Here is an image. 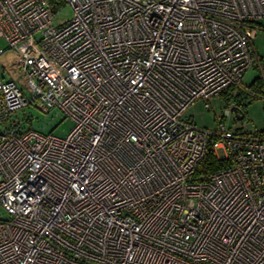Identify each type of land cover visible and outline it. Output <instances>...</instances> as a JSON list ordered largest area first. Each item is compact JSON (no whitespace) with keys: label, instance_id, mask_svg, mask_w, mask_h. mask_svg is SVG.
I'll return each mask as SVG.
<instances>
[{"label":"built area","instance_id":"1","mask_svg":"<svg viewBox=\"0 0 264 264\" xmlns=\"http://www.w3.org/2000/svg\"><path fill=\"white\" fill-rule=\"evenodd\" d=\"M65 4L0 0V264H264V130L224 123L264 0ZM217 96L216 129L183 114Z\"/></svg>","mask_w":264,"mask_h":264},{"label":"rangeland","instance_id":"2","mask_svg":"<svg viewBox=\"0 0 264 264\" xmlns=\"http://www.w3.org/2000/svg\"><path fill=\"white\" fill-rule=\"evenodd\" d=\"M72 16V8L65 4L62 6L61 11L55 16L54 23L58 24L69 19ZM258 29L254 37L252 38L253 50L256 53L257 58L264 64V18L256 19ZM0 46H3V41L0 40ZM260 78L261 82L258 87H252L251 84L256 78ZM264 88V77H262L259 67L257 65V59L254 58V64L250 66L243 73L241 78L240 90H249L248 93H242L240 103L244 112L242 119L232 120L233 114L226 118L224 117V123L230 128L238 127L245 132H255L264 130V90L260 92V89ZM250 94L254 95L251 97ZM239 101L236 99V103ZM210 108H206L201 100H195L184 111V115L189 120L193 121L197 126L205 127L207 129H216L217 120L224 113V101L219 96L212 97L209 100ZM243 104V105H242ZM24 119L27 117L32 124L33 129L43 132H52L57 135H64L72 127L73 121L70 118H64L63 115L53 108L48 112H44L34 107H24L18 114ZM27 119H25L26 121ZM28 123V122H27ZM29 124V123H28ZM29 127V126H27ZM218 155H221L220 150H217ZM3 211L0 210V215Z\"/></svg>","mask_w":264,"mask_h":264},{"label":"trees","instance_id":"3","mask_svg":"<svg viewBox=\"0 0 264 264\" xmlns=\"http://www.w3.org/2000/svg\"><path fill=\"white\" fill-rule=\"evenodd\" d=\"M53 8L56 10L60 7H62L64 5V0H48ZM260 78H256L254 80V82L251 84L252 87H258V84L260 85ZM241 87V82L235 85H232L229 90H234V100L236 102V99L239 101L238 103H236V106L238 108L239 111L243 112L241 103H240V98H241V94L244 92L245 94L249 92V90H240L237 91V88ZM262 90H264V88L260 89V92H262ZM228 93V91L225 93V95ZM251 97H254V95L250 94ZM243 105V104H242ZM244 113V112H243ZM229 161L226 159H219L216 157V154L213 150V146L210 145L207 150L206 153L204 155L203 160L201 161V163L199 164L198 168H197V172L200 173H204V174H208V173H212L214 171H217L223 167H226L228 165Z\"/></svg>","mask_w":264,"mask_h":264},{"label":"water","instance_id":"4","mask_svg":"<svg viewBox=\"0 0 264 264\" xmlns=\"http://www.w3.org/2000/svg\"><path fill=\"white\" fill-rule=\"evenodd\" d=\"M233 112L236 119H242L244 117V113L242 111H239L237 106L233 107Z\"/></svg>","mask_w":264,"mask_h":264}]
</instances>
